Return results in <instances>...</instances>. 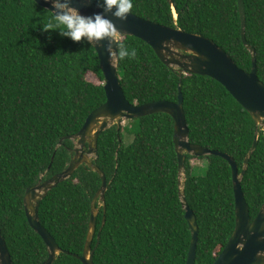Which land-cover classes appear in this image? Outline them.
Listing matches in <instances>:
<instances>
[{"label": "trees", "instance_id": "1", "mask_svg": "<svg viewBox=\"0 0 264 264\" xmlns=\"http://www.w3.org/2000/svg\"><path fill=\"white\" fill-rule=\"evenodd\" d=\"M242 1L245 39L264 83V0ZM131 13L203 35L239 68L251 69L237 0H133ZM50 16L34 0H0V233L13 264H41L47 258L45 243L27 222L24 192L65 168L74 141L64 136L78 132L88 113L105 101L94 47L58 30L43 31ZM120 42L137 50L135 59L117 61L126 99L176 101L181 92L188 140L228 153L240 172L255 136L248 112L209 76L187 73L180 80L140 38L127 35ZM87 72L101 83L88 81ZM129 123V128L112 124L97 139L93 162L105 176L106 190L102 227V202H96L93 264H185L191 234L179 197L173 119L158 112ZM124 127L133 135L128 144L122 140ZM191 158L206 164L196 170ZM100 184L95 171L80 165L41 199L39 222L60 247L52 264H82L75 254L82 253ZM240 184L252 220L264 204V128L258 127ZM182 189L198 226L194 264H211L235 225L228 162L186 153Z\"/></svg>", "mask_w": 264, "mask_h": 264}, {"label": "water", "instance_id": "2", "mask_svg": "<svg viewBox=\"0 0 264 264\" xmlns=\"http://www.w3.org/2000/svg\"><path fill=\"white\" fill-rule=\"evenodd\" d=\"M34 2L47 10H52L51 0H34ZM70 3L84 15L103 11L102 8L97 7V0H70ZM237 6L241 20V40L251 53L252 65L249 71L239 68L222 48L203 35L165 26L133 13H129L126 20L116 18L110 12L104 13V15L112 20L118 29L115 37L117 44L115 42L112 44L114 50L118 47V41L121 37L131 35L140 38L152 48L162 63L177 70L180 80L181 75L187 73L209 76L219 82L248 112L255 124V136L244 157L242 170L238 172L234 159L228 153L209 149L188 140L181 92L178 93L176 101L162 99L141 104L130 103L126 99L119 82L117 60L110 58L106 51L105 45L108 41L102 40L95 43L92 46L97 54L104 78L105 101L88 113L78 132L64 136L74 141V146L70 151V159L65 168L49 178L39 180L36 184L29 186L23 195L27 222L42 238L48 250V256L41 264H52L60 251V247L53 236L39 222V203L49 189L68 178L80 165H86L95 171L101 179L100 187L91 200L88 230L82 253L81 255L75 254V257L82 264H93L94 248H91V242L98 213L97 200L102 202L103 207L101 227L105 221L106 179L92 158L96 154L98 136L112 124L120 125L124 119L130 120L158 112L166 113L173 119L172 139L178 160L179 197L191 234L185 264H194L198 233L195 215L186 203L182 189L181 176L183 175L186 153L192 156L217 155L226 160L231 168L235 225L227 243L211 264H264V257L256 256L257 250H264V204L256 216L250 220L249 208L240 184L248 159L256 147L258 127H264V83L256 74L255 51L245 39L243 1L237 0ZM0 264H13L1 233Z\"/></svg>", "mask_w": 264, "mask_h": 264}, {"label": "clouds", "instance_id": "3", "mask_svg": "<svg viewBox=\"0 0 264 264\" xmlns=\"http://www.w3.org/2000/svg\"><path fill=\"white\" fill-rule=\"evenodd\" d=\"M51 4L52 10H49L51 16L47 25L42 26L43 31L58 30L59 35L63 37H68L74 42L83 41L93 46L95 43L107 40L105 48L110 58L117 61L136 58L137 50L123 42H120L115 50L113 49V42L117 44L115 37L118 29L113 21L104 15L110 12L114 17L126 20L128 14L132 12L133 0H97V7L102 8L103 11L91 15L82 14L79 9L72 6L70 0H51ZM173 18L176 19L174 11ZM256 256L264 257V250H257Z\"/></svg>", "mask_w": 264, "mask_h": 264}, {"label": "rangeland", "instance_id": "4", "mask_svg": "<svg viewBox=\"0 0 264 264\" xmlns=\"http://www.w3.org/2000/svg\"><path fill=\"white\" fill-rule=\"evenodd\" d=\"M86 79L88 81H91V82L95 83V84L101 83V81H99L98 78L91 72H87ZM126 124H127L128 128L130 127V125H133L132 123L128 124V120L127 119L122 120L121 125H126ZM132 138H133V135L129 131H127L126 128L124 127L123 130H122L123 143L124 144H128L131 141ZM94 157L95 156H92V158H94ZM190 163H191V165H193V167L196 170H198L199 167L201 168V167H203L206 164V161H205V159L191 158L190 159Z\"/></svg>", "mask_w": 264, "mask_h": 264}]
</instances>
